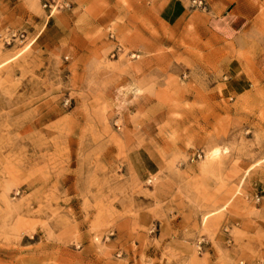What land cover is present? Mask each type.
I'll list each match as a JSON object with an SVG mask.
<instances>
[{"label": "rangeland", "instance_id": "obj_1", "mask_svg": "<svg viewBox=\"0 0 264 264\" xmlns=\"http://www.w3.org/2000/svg\"><path fill=\"white\" fill-rule=\"evenodd\" d=\"M183 1L0 0V264H264V0Z\"/></svg>", "mask_w": 264, "mask_h": 264}, {"label": "crops", "instance_id": "obj_2", "mask_svg": "<svg viewBox=\"0 0 264 264\" xmlns=\"http://www.w3.org/2000/svg\"><path fill=\"white\" fill-rule=\"evenodd\" d=\"M258 0H227L225 6L219 8L217 13L211 16L209 25L218 36L230 39L237 37L248 21L259 11ZM188 11L183 0H165L161 12L168 19H179Z\"/></svg>", "mask_w": 264, "mask_h": 264}, {"label": "built area", "instance_id": "obj_3", "mask_svg": "<svg viewBox=\"0 0 264 264\" xmlns=\"http://www.w3.org/2000/svg\"><path fill=\"white\" fill-rule=\"evenodd\" d=\"M203 0H191V4L192 6H200L202 4ZM44 6H46V4H44ZM12 35H15V33H13ZM259 200V197H256V201Z\"/></svg>", "mask_w": 264, "mask_h": 264}]
</instances>
